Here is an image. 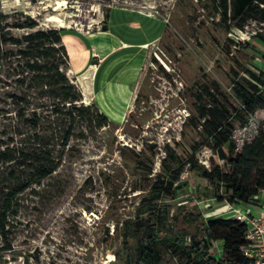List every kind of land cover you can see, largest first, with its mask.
<instances>
[{
    "label": "rangeland",
    "instance_id": "374dc122",
    "mask_svg": "<svg viewBox=\"0 0 264 264\" xmlns=\"http://www.w3.org/2000/svg\"><path fill=\"white\" fill-rule=\"evenodd\" d=\"M58 1L61 0H0V3L10 21L33 19L38 23L37 29H60L55 21L48 20L54 14L68 23L66 27L88 33L81 35L75 29H61L72 64L79 62L97 42L100 36L94 30L98 29L100 34L107 32L101 29L102 25L108 23L117 8H131L161 18L165 23L159 22V27L164 34L149 47L150 57L138 92L141 99L134 102L130 112H126L129 98L125 94L113 96L110 92L106 102L100 99L103 106L100 110L112 123L95 129L88 122H78L60 167L40 184L18 194L8 213L7 225L14 248L3 250L4 239L0 236V264H127L138 244L134 238L124 237V221L138 219L137 208L154 178L167 176L161 163L167 143L184 159L192 154L193 145L201 143L195 155L200 166L209 170L219 164L226 169L227 160L219 159L214 143H207L202 127H196L191 118L194 103L200 84L207 81L218 85L233 108L241 106L234 78L238 76L241 84L252 88L254 82L241 64L260 74L264 72V60L256 58L249 63L247 55L239 50L258 31H264V22L250 19L243 29L233 23L228 28L213 0ZM29 32L31 29H12L14 36ZM67 73L75 80L70 68ZM7 90H15L14 84L0 87V107L12 108L5 103L11 102ZM14 116L0 115V149L13 136ZM233 122L231 140L235 147H226L231 156L258 135L264 126V107L245 120L234 117ZM124 146L154 160L151 175L122 157L120 151ZM188 166L177 181L174 194L163 196L156 212L170 210L171 223L179 203L193 195L206 214L226 211L225 217H233L234 211H229L227 205L218 206L216 186L198 171L191 172ZM15 183L10 167L0 162V205L3 193ZM198 186L200 197L196 194ZM156 216L150 213L145 218L155 226ZM158 248V264H188L173 248L162 245Z\"/></svg>",
    "mask_w": 264,
    "mask_h": 264
},
{
    "label": "trees",
    "instance_id": "16d2710c",
    "mask_svg": "<svg viewBox=\"0 0 264 264\" xmlns=\"http://www.w3.org/2000/svg\"><path fill=\"white\" fill-rule=\"evenodd\" d=\"M213 2L228 28L233 23L243 29L250 19L264 22V0ZM8 18L0 3V87L12 84L15 87V90L6 91L11 102L5 103L12 108L0 107V115H15L11 119L13 136L0 149V162L10 167V175L16 180L15 185L3 193L0 205V236L4 239L5 251L14 248L7 225L8 213L18 194L33 184H40L60 167L78 122H88V126L95 129L112 123L95 103H84L82 90L68 75L70 56L61 29H37L38 23L33 19L10 21ZM13 28L31 29V32L14 36ZM239 53L247 55L249 63L256 58L264 60V31H258L252 41L245 42ZM241 65L254 82L252 88H247L238 76L234 78V89L241 98V106L233 108L218 85L206 81L200 84L191 117L196 127H202L207 143H214L218 156L227 160L226 169L219 164L209 170L200 166L195 155L202 147L201 143L192 146V154L186 159L167 143L166 156L161 160L167 176L154 178L137 208L138 219L124 221V237L134 238L138 244L127 264H158V245L180 252L188 264H253L243 254L247 245L246 226L233 218L206 214L195 196L188 195L179 203L171 223L168 222L170 210L161 214L156 212L163 196L174 194L176 183L188 165L191 172L198 171L216 186L215 197L219 203L225 200L233 204L259 201L260 191L264 189V126L256 137L238 149L235 156L226 150V147H235L231 140L233 118L245 120L264 107V72L258 74ZM140 99L138 94L136 101ZM120 152L126 161L133 162L147 176L152 174L154 160L150 156L128 146ZM200 193L201 186H198L197 197ZM150 213L157 215L155 226L145 218ZM218 240H222L224 246V255L220 258L213 254L214 243Z\"/></svg>",
    "mask_w": 264,
    "mask_h": 264
},
{
    "label": "crops",
    "instance_id": "0c3cea01",
    "mask_svg": "<svg viewBox=\"0 0 264 264\" xmlns=\"http://www.w3.org/2000/svg\"><path fill=\"white\" fill-rule=\"evenodd\" d=\"M159 22L165 23L159 17L135 9L117 8L109 17L107 32L93 31L100 36L99 40L96 39L79 62H70V73L82 90L84 101L103 109L99 100L106 102L110 92L113 96L125 94L129 98L126 112H130L150 57L149 47L164 34ZM60 29L88 34L71 27Z\"/></svg>",
    "mask_w": 264,
    "mask_h": 264
},
{
    "label": "built area",
    "instance_id": "2783aa9c",
    "mask_svg": "<svg viewBox=\"0 0 264 264\" xmlns=\"http://www.w3.org/2000/svg\"><path fill=\"white\" fill-rule=\"evenodd\" d=\"M212 200L214 202L215 198ZM222 203L228 206L229 211H234V215L233 217H225L226 211L216 215L233 218L246 226L245 238L247 245L243 248L244 256L251 259L253 264H264V189H261L257 203L233 204L225 200L220 203L218 202V206ZM208 205L209 209H211L213 203ZM218 253H222L221 257H223L224 246L222 240L216 241L213 246V254L220 258Z\"/></svg>",
    "mask_w": 264,
    "mask_h": 264
},
{
    "label": "bare ground",
    "instance_id": "6f19581e",
    "mask_svg": "<svg viewBox=\"0 0 264 264\" xmlns=\"http://www.w3.org/2000/svg\"><path fill=\"white\" fill-rule=\"evenodd\" d=\"M58 2L61 3V2H64V0H61V1H58ZM48 20L55 21L59 27L68 26V23L65 22V20L62 17L58 16V15L52 14V15L49 16Z\"/></svg>",
    "mask_w": 264,
    "mask_h": 264
},
{
    "label": "water",
    "instance_id": "95a60500",
    "mask_svg": "<svg viewBox=\"0 0 264 264\" xmlns=\"http://www.w3.org/2000/svg\"><path fill=\"white\" fill-rule=\"evenodd\" d=\"M102 29L107 30V29H108V24H107V23H104V24L102 25Z\"/></svg>",
    "mask_w": 264,
    "mask_h": 264
}]
</instances>
